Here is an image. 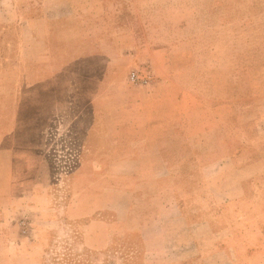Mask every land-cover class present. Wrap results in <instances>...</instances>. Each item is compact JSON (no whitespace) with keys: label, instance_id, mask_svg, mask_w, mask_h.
Listing matches in <instances>:
<instances>
[{"label":"crops","instance_id":"crops-1","mask_svg":"<svg viewBox=\"0 0 264 264\" xmlns=\"http://www.w3.org/2000/svg\"><path fill=\"white\" fill-rule=\"evenodd\" d=\"M136 1L135 18L145 12ZM193 1L195 17L172 20V30L160 33L163 21L101 17L111 12L104 3L0 0V92H15L7 101L0 96L1 216L52 209L49 180L36 174L50 172L51 165L36 149L16 144L25 92L61 73L78 76L85 61L98 59L106 64L101 80L95 73L91 88L71 85L88 110L74 118L85 123L84 142L63 210L85 245L103 251L136 236L141 246L131 250L142 253L144 264H208L212 254L234 263L241 261V246L254 243L249 237L264 236L248 219L264 216V193L251 191L264 187V150L257 143L264 133V64L251 62L245 70L249 57L244 62L237 50L235 63L214 79L206 69L193 70L197 52L187 45L209 31L206 41L213 43L225 29L254 27L264 0ZM235 38L232 43L242 37ZM118 40L131 49L117 47L116 54L110 45ZM71 43L76 54L65 46ZM84 44L92 46H78ZM74 62L80 63L75 69ZM141 63L151 67L153 79L133 85L124 69ZM190 160L202 171L208 196L197 203L189 197L183 205L172 172ZM18 246L14 259L25 252L24 243Z\"/></svg>","mask_w":264,"mask_h":264},{"label":"rangeland","instance_id":"rangeland-1","mask_svg":"<svg viewBox=\"0 0 264 264\" xmlns=\"http://www.w3.org/2000/svg\"><path fill=\"white\" fill-rule=\"evenodd\" d=\"M92 3H104L105 8L111 12L104 11L101 17L113 22L124 20H134L137 18L150 22L163 21L166 27H159L160 33L172 30L173 21L178 22L195 17L197 4L193 0H141L144 6L141 10L145 12L140 17L135 18L133 13L137 5L136 0H89ZM109 1V2H108ZM109 6V8H108ZM112 9H115L113 11ZM135 14V15H134ZM254 27H243L242 29H225L221 36L216 37V42L210 43L206 41L209 33H205L200 37L190 39L187 43L188 47L193 45L196 49L197 59L192 62L193 70L211 72L213 78L216 79L217 71L222 67H229L235 63V56L243 55L244 69L251 62L264 64V15L256 19ZM118 22V25H120ZM250 25L252 23H249ZM113 26H111V34L113 35ZM147 31L151 29L145 27ZM193 29V28H191ZM137 30H140L139 28ZM154 30V29H153ZM118 34V31L116 35ZM242 37L235 41V36ZM61 45H58L60 47ZM74 50V43L65 45ZM82 49L90 47V44L78 45ZM114 46V51L118 54V48L123 51H129L131 45L125 44L122 40H118V44ZM107 45L101 49L106 50ZM118 47V48H117ZM189 48V49H190ZM232 50V53L229 51ZM90 53L89 51H82ZM209 56H207V53ZM189 55V53H187ZM117 56V55H116ZM224 57V60L220 57ZM186 63L189 62L185 59ZM85 68L81 70V74L66 75L64 73L57 76L49 77L45 83H40L36 89L26 91L24 94L23 105L19 109V124L16 130V144L24 148L36 149L41 157L51 165V171L48 173H36L37 179L44 180L48 178L49 189L51 191L52 209L50 212L44 210H36V212H26L11 214L7 213L6 217L1 216L0 210V264H144L142 253L132 251L131 248L140 247L141 242L138 237L132 236L128 239H117L103 251L92 250L85 245V238L79 228L72 219H70L64 207L70 203L71 188L69 187V178L71 177L78 161L82 156L83 133H85V123L76 122L75 116H87L85 108L86 100L82 93L74 92L71 85L78 84L83 89L91 88L99 79L93 74L99 73L100 80L103 71L106 68L105 62L102 60L85 61ZM79 62L73 63V68L79 66ZM148 67L151 71V80L153 74L151 67L146 63H141L130 69H124L126 79L133 85H147L133 83L130 80V72L134 68ZM14 87L2 90L0 92L1 99L7 101L13 98L15 92ZM72 91V92H71ZM72 107H67L69 103ZM84 106V108L82 107ZM84 111V112H83ZM72 119H74L72 122ZM78 133V134H76ZM257 143L264 150V133L261 134ZM177 169L172 172L173 179L179 185L181 204L185 205L192 197L191 201L197 203L199 198L208 196L207 189H204L203 183L205 178L198 164L193 161H185L178 163ZM44 174V175H43ZM35 177L32 176V179ZM254 193H264V187L251 189ZM11 199V195H8ZM5 198V197H4ZM7 199V197H6ZM1 203V202H0ZM195 203V204H196ZM218 209L212 208L215 217H218ZM249 215L250 212H249ZM249 221L258 224L264 232V216L249 217ZM241 236V235H239ZM242 237V236H241ZM218 236H213L212 240ZM253 239V244H244L241 246V261L234 263L228 259L225 254H212L207 258L208 264H264V236L249 237ZM22 243L26 248L21 256L15 259V253L18 254L19 246ZM217 245L212 246L215 249ZM13 259V260H10ZM153 264H160L154 262ZM163 264V263H162Z\"/></svg>","mask_w":264,"mask_h":264},{"label":"built area","instance_id":"built-area-1","mask_svg":"<svg viewBox=\"0 0 264 264\" xmlns=\"http://www.w3.org/2000/svg\"><path fill=\"white\" fill-rule=\"evenodd\" d=\"M130 80L133 83L147 84L151 80V71L148 67L134 68L130 72Z\"/></svg>","mask_w":264,"mask_h":264}]
</instances>
